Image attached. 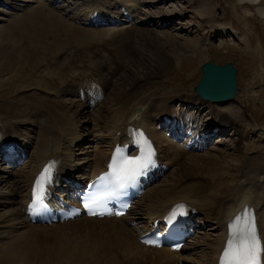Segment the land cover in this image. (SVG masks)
<instances>
[{
  "label": "bare ground",
  "instance_id": "bare-ground-1",
  "mask_svg": "<svg viewBox=\"0 0 264 264\" xmlns=\"http://www.w3.org/2000/svg\"><path fill=\"white\" fill-rule=\"evenodd\" d=\"M134 1L135 0L84 1V5L86 6V17H91L96 12L111 10L109 8H112L113 10L120 9L118 13H115L113 10L112 12L118 19L125 22L126 20L123 18V11H121V8H125L126 12L131 14L133 20L125 22L127 25L119 30L82 29L77 26L78 24L74 18H66L65 14L61 13L60 9L50 11L51 6H54V4L48 2L38 3L36 6L40 7V9L38 7H33L31 9L33 13H35V17L32 21L37 22L34 24V29H25L16 21V19H14L15 22H10L9 25L5 27L9 38L16 34L25 33L24 35L26 39H30V42L33 44L34 42L40 43V40L45 37L47 41H50V47L54 50L59 48L58 46H60L65 40L63 37H66V40L72 44L75 42L88 44L93 42L94 39L99 40V43H101L108 39L112 42H107V44L109 43L110 45H113L112 47L116 46L117 49H120L121 51L125 48L130 53V47L124 43L125 39L138 37L137 39L139 40L141 38L143 40H147L153 36L152 32H149L147 29L141 28L137 25L136 19H138V16H140L141 13L137 4L139 3V0H136L137 3H133ZM249 3H240L239 6L250 9L253 8L255 10L256 8L264 5V0H260L258 4L250 5ZM146 5L148 4L143 3L141 6L145 7ZM41 6L44 7L42 8ZM197 8L200 15L206 17L209 15L212 16L215 11V6L208 0H199ZM234 9L240 17V10L236 6H234ZM160 20L163 22L166 19ZM219 33V31H215V36L217 37ZM225 36L226 35H224V37ZM153 39L154 38L148 41L151 42ZM135 41L136 40H133L131 43L132 48ZM38 50H40L39 46H34L32 53L37 54V52H39ZM21 59L22 61L29 60L28 57L17 58L16 56V58H13L11 52L9 54L7 53V55L0 54V65L13 66L19 62L21 63ZM36 59L38 60V58ZM97 60L98 61L95 66L96 70H91L90 75H83L84 77L81 76L80 78H70L69 82L71 81V83L68 84V91L61 90L63 91L61 94L52 95L50 92L47 93L49 88L44 87L45 92L42 93L43 95H34L32 93L33 96H28L30 95L28 94L19 97L15 101L7 103H5V101L0 104V133H2V143L5 150L7 152L12 151L13 145L16 146L18 144L17 138H19V127L21 124L23 127L29 126L25 125L26 123H30L31 126L34 127L35 141L37 144V154L34 158L33 165L25 177V189L22 192H19L15 185L10 190L9 196H0V202L4 200L10 203L11 206H18L16 209L19 208L18 210L15 209V212L13 211L14 214H12L13 212L11 213L13 216L10 219L5 222L1 221V224L6 225L5 223L7 222H13L18 226L22 225V227H26V229L21 233H18L17 230V235L12 239L10 244H7L6 242V244L4 243L3 245H0V264H20L21 262H33L41 258H46V260L50 259L51 261H55L57 264H120V256L126 251L135 256V264H179L181 254L172 253L166 249L147 248L139 243L138 237H134L136 233L134 227L129 226V229L128 224L124 222L128 217H130L131 210L121 219L112 217L109 219H87L82 217L74 220L73 222L51 226L35 225L30 220V211L27 210V206L30 201H32V186L47 165L54 167L51 176L53 179H56L58 183H62L61 186L64 185V187H67L65 184L67 183L66 181L73 180L74 183L77 182L85 184L89 179L94 178L104 170L107 160L110 159L112 150L118 142H122V144L125 145L129 144V139H127V130L129 125H133L135 130L145 131L148 137L156 140L160 151V160L164 164L174 167V173L181 170V172L175 173L178 177H174V183H176V185L184 183L187 184H184L185 186H182L179 190H177L173 184L171 186L169 184L165 185V187L162 188L161 184L157 185V182L163 177V174L156 175L155 179L149 180V189L145 190L144 194L136 203L138 204L141 200H144L148 196V203L142 207L144 217H147L150 221L159 219L163 217L174 205L179 202H185L189 206L187 214L194 215L195 223L212 222L214 223V229L218 232V237L208 244L209 251L211 253L209 264L218 263V260L229 239V221H232V219L241 214L246 206L251 209L254 208L256 211V213H254L256 215V219H258L257 223H259L258 231L261 235L260 237L262 241L264 242V182L259 183L260 177L264 175V166H262L264 154L261 158H254L250 161L249 159L242 160L234 158L232 155L227 154L228 151L217 149L209 151V153L213 152V155L205 156L202 154H195L194 156L192 154L187 155L182 150L173 149L169 146L170 144L164 140L163 135L155 126V122L158 117H160L163 113L170 112L168 103L171 101V99H169L171 97L169 95L173 94V91H167L165 88L162 89L161 96L152 103H150L151 99L149 97L144 99L143 97H140L141 92L137 90L121 97L111 87L112 82L109 87L108 82L105 81V76H103L104 74H101L102 69L107 68L104 64H108V62H104V60L100 58ZM173 61L174 58H165L163 65L164 68L167 69L165 66H167L169 62L172 63ZM24 64H26V62H24ZM109 65L111 66L109 68L110 70L111 68H114V70L118 68L112 61L109 62ZM148 77L151 76H147L146 78ZM89 78L102 85L106 92L105 100L108 99V102H110L112 98L116 99V94L120 100L118 101V105L110 114L109 122L111 123L106 124H116V126L111 127L109 131L111 139H109L107 149L102 151L100 156L95 159L94 165L92 163V165L88 166L90 169H82L80 173H76V170L81 167V161L75 158V150L79 149L81 147V143L85 141L84 134H90L87 131L83 132L82 128L84 125L87 126V122H90V120L93 121V116L91 118V113L87 111L91 109L90 106L83 103L82 100L81 104L76 102L79 97L80 90L85 89V82L86 80H90ZM75 89H77V97L74 93ZM177 97L178 98L174 99H180L181 102L186 105H190V103L197 106L203 104L208 107L207 111L212 114L211 117L213 118L212 126L220 129L221 133L228 128L231 129L232 132L237 133V135L240 134L243 135V137L248 135L245 129V132L242 130L243 126H245L243 125V121L245 120H242V114L240 112L237 114L233 113L232 110H230L231 107L225 111L223 109H218L214 104L202 101L199 97L195 99L181 96ZM141 102L143 107L138 105ZM173 114L174 113L172 112L171 115ZM233 115L237 116L236 119L231 117ZM96 119L97 118H95V122ZM13 120L17 121L15 126L11 124V121ZM55 130L66 133L67 135L58 133V138H51L50 132ZM243 137L240 139L241 141H243ZM72 147H74V149H72ZM238 149H243V146ZM88 157L89 156L87 155L84 159H87ZM92 158L93 157L90 156L89 159L86 160V163L91 162ZM229 159H232V161L237 162L238 164H242L241 177L238 179L237 175L235 183L231 186L226 185L227 182L218 183L219 180H215L221 176L228 175L227 173H224V166L222 167V164L224 162L230 164ZM55 170L56 174H53ZM174 173L172 172V174ZM197 177H202L204 180H198ZM207 178L210 179L208 180ZM187 180H189V182ZM6 182H8V180H6ZM2 183L3 182L0 180V185ZM51 183L56 184V181L51 180ZM248 185L249 187H247ZM255 187L256 189H254ZM250 197H252L253 200ZM136 204L133 209L136 208ZM1 205L2 202L0 203V206ZM62 207L64 206L62 205ZM260 211L261 213H259ZM196 216H203L202 220H197ZM132 220L137 222L136 219ZM19 221L21 225L19 224ZM77 223L79 224L72 227H65L67 225ZM11 227L13 230L16 229L14 226ZM65 228L69 229L66 230ZM61 229L64 231V234L59 232ZM51 232L53 236L52 239L41 236L44 233H49L50 235ZM39 252L45 253L40 255L38 254ZM51 261L49 264H52Z\"/></svg>",
  "mask_w": 264,
  "mask_h": 264
},
{
  "label": "rangeland",
  "instance_id": "rangeland-1",
  "mask_svg": "<svg viewBox=\"0 0 264 264\" xmlns=\"http://www.w3.org/2000/svg\"><path fill=\"white\" fill-rule=\"evenodd\" d=\"M19 1L20 0H0V54L7 55V53L9 54L11 52L13 58H16V56L17 58L28 57L29 60L22 61L21 59L22 65L20 62V65L19 63L13 66L0 65V104L5 101V103L15 101L19 97L28 94H30L28 96H33V94L41 95L45 92L44 87L49 88L47 93L50 92L52 95L61 94L64 90L68 91V84L71 83V81L69 82L70 78H80L83 75H90L91 70H96L95 66L98 58H103L106 61L112 58L111 61L118 67L115 70L114 68H111V70L108 69L113 75L114 72L116 73L113 80L112 77H109V72L105 73V68L101 71V74H104L103 76L106 78V80H104L108 82L109 87L112 82L111 87L118 95L122 97L125 94L133 93L137 90L141 92L140 97H143V99L149 97L151 99L150 103L155 102V100L161 96L162 89L164 88L167 89V91H173V94L169 95L171 97L169 98L171 99L169 103L175 102L174 98H178L177 96L193 99L198 98L194 89L200 81L202 65L207 63H213L219 66L233 64L238 70L237 98L234 102L217 105V107L225 111L231 107L230 110H232L233 113L237 114L240 112L244 117H242V120H245L243 121V125L245 126H243L242 130L243 132L246 131L248 135L241 141V135H237L234 132L232 133L231 130L225 135L226 132L223 131L221 134L225 136L221 138L218 137L217 141L214 142L215 144L212 143L209 151L212 149L228 151L227 154L232 155L234 158L242 160L249 159L250 161L254 158H261L264 154V5L255 10L253 8L250 9L239 6L240 3L245 4L246 2H250V5L258 4L260 0H208L215 6L214 14L208 17L201 16L198 12L197 4L199 0H146V4L150 3L153 7L151 6L147 10L144 8V11H142L143 14L138 18V26L152 32V38L154 39L151 42L148 40L152 38H148L147 40H143L142 38L139 40L137 39L138 37L125 39L124 43L130 47V53L125 48H121L123 49V51H121L120 49L118 50L116 46L112 47L113 45L108 43L112 47L111 48L107 42L112 41L108 39L101 43H99V40L94 39L93 42L88 44L83 42H75L72 44L66 40V37H63L65 40L58 46L59 48L57 50H54L50 47V41H47L45 37L40 40V43L34 42L33 44L30 42V39H26L25 33L16 34L9 38L6 27L10 22H15L14 19L27 30L34 29V24L37 23L36 21H32L35 17V13H33L31 9L33 7L37 8L38 6L29 7L30 5L25 1ZM83 1L73 0L70 3H66L65 0H62L60 9L63 7H66V9H61L60 11L65 14L66 18L69 19L72 17L75 19L76 23L79 24L81 16H77L76 11L74 13H70V11L72 10L71 6L77 2H79V10L83 9L82 7H86L85 5L82 6ZM234 6L240 10V17L239 14L235 12ZM41 7L43 8L44 6ZM74 7L76 6H73V9ZM38 8L40 9V7ZM13 9L15 11H12ZM51 10L50 8V11ZM158 19L161 23L168 22V28L158 27L161 24ZM160 19L166 20L162 22ZM168 20H170V22ZM77 26L82 29L84 28L83 25ZM89 29L92 30L91 28ZM107 29L112 30V28ZM215 31L220 32L217 37L215 36ZM224 35L226 36L224 37ZM133 40H136L133 46L134 49L131 47ZM34 46H39L40 48L37 54L32 53ZM104 51H106V53ZM164 57L174 58L172 63L169 62V64L165 66L167 69L163 66ZM36 58H38V60ZM24 62H26V64H24ZM122 67L123 70L120 72ZM147 76L151 77L146 78ZM117 94V100L112 98L110 103L107 99L102 102L100 105L101 108L98 105V108L87 110L91 113V118L93 116V121L90 120V122H87L88 125L86 124L87 126L84 125L82 128L83 132L87 131L90 134H84L85 141L81 143L79 149L75 150V158L81 161V167L76 170V173H80L82 169H90L88 166L92 165V163L94 165L95 159L100 156L102 151L107 149L109 139H111L109 131L111 127H115L116 124H106L111 123L109 122L110 114L120 100ZM76 102L81 104V99L78 97ZM138 105L143 107L142 102ZM178 106V104H174L175 109H178ZM199 106H203V104ZM170 107L173 108L171 105ZM206 108L208 110V107ZM205 111L206 110H203V113L207 115ZM207 116L209 117V115ZM231 117L236 119L237 116L233 115ZM95 118H97V123L95 122ZM16 122L17 121L13 120L11 124L15 126ZM25 125L29 126L23 127L21 124L19 127V139L21 140V145L24 144L22 146L30 150L27 152L28 159H25L26 161L24 164L18 166V169L14 171V169H10L7 163H1L2 160L0 158V180L3 182L0 185L1 197L5 195L9 196L10 190L15 185L19 192L25 189V177L33 165L34 158L37 154L34 127H32L30 123H26ZM58 133L63 132L58 130L52 131L50 132V137L58 138ZM229 133L231 134L230 136ZM63 134L67 135L66 133ZM242 146L243 149H241V151L238 148ZM1 149L2 146L0 145V155L2 152ZM72 149H74V147H72ZM209 151L207 153H202V155H213V152H210V154ZM87 155L93 157L89 163H86L89 157L84 159ZM229 160L230 164L227 162L222 164V167L224 166V173L228 175L221 176L215 180L218 179V183L227 182L226 185L231 186L235 183L237 175L238 179L241 177L242 164H238L232 161V159ZM262 166H264V161L262 162ZM173 169H171L166 175V178H163L157 185L161 184V187L164 188L165 185L169 184L171 186L173 184L177 190L187 185L186 183H184L185 185H176V183H174V179L178 177L175 173L181 172V170L174 173ZM172 172L174 174H172ZM197 178L201 181L204 180L202 177ZM6 180H8V182H6ZM259 180V183L264 182V175L260 177ZM187 181L189 182V180ZM247 187H249V185ZM254 189H256V187ZM250 198L252 199V197ZM147 199L148 196L144 200H141L139 202L140 204H136L137 208L132 210L130 217L124 222L131 223L132 218L138 220V226H140L139 223L147 224L149 219L144 217L142 208L148 203ZM1 202L3 206H0V245H3L4 243L6 244V242L10 244L12 239L17 235V230L18 233H21L26 227H22L20 221L19 224L21 226L13 222H7L5 223L6 225L1 224V221L5 222L10 219L13 216L12 214L19 209H16L18 206H11L10 203L4 200ZM202 217L203 216H200L201 220ZM201 223H203L201 225H205V228L201 230L200 226L198 234L186 244L182 254L183 257H181L183 261L181 262L180 260L181 264H209L210 262L211 253L208 244L218 237V232L214 229V223ZM78 224L79 223L71 224L65 227H72ZM11 226H14L16 229L13 230ZM65 229L67 230L69 228ZM52 232L50 235L49 233H44L41 236L52 239ZM59 232L64 234L62 229ZM134 237L137 236L135 235ZM135 240L137 241L136 238ZM44 253L39 252L38 254L41 255ZM50 261V259L46 260V258H41L33 262L26 261L20 264H38V262L39 264H49ZM135 261V256L128 251L120 256V264H135ZM51 262L52 264L56 263L55 261Z\"/></svg>",
  "mask_w": 264,
  "mask_h": 264
},
{
  "label": "snow or ice",
  "instance_id": "snow-or-ice-1",
  "mask_svg": "<svg viewBox=\"0 0 264 264\" xmlns=\"http://www.w3.org/2000/svg\"><path fill=\"white\" fill-rule=\"evenodd\" d=\"M150 150L140 157L127 158L120 148L113 153L110 171L100 177V180H108L113 188H123L134 184L138 176L143 175L147 167L154 163ZM51 183V168L46 167L33 186L32 204L29 206L33 214L41 209H46L45 203L48 196V186ZM85 207L92 204L101 206L102 199L87 197L84 200ZM103 215L104 213H99ZM118 214V213H117ZM176 214L173 213V216ZM145 243L155 244L156 241L146 240ZM264 254V244L261 243L257 232L254 215L251 210L245 208L241 214L235 217L229 225V239L221 256L220 264H261V256Z\"/></svg>",
  "mask_w": 264,
  "mask_h": 264
},
{
  "label": "water",
  "instance_id": "water-1",
  "mask_svg": "<svg viewBox=\"0 0 264 264\" xmlns=\"http://www.w3.org/2000/svg\"><path fill=\"white\" fill-rule=\"evenodd\" d=\"M237 74L238 71L233 64L224 66L204 64L202 78L195 91L202 99L209 102H229L238 92Z\"/></svg>",
  "mask_w": 264,
  "mask_h": 264
}]
</instances>
